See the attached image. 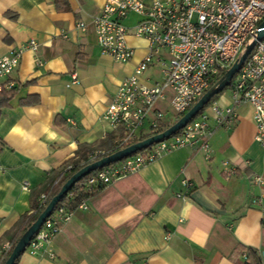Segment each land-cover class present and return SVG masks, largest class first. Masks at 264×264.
I'll return each instance as SVG.
<instances>
[{
  "label": "crops",
  "instance_id": "obj_1",
  "mask_svg": "<svg viewBox=\"0 0 264 264\" xmlns=\"http://www.w3.org/2000/svg\"><path fill=\"white\" fill-rule=\"evenodd\" d=\"M56 1L0 0V58L37 44L23 49L12 74L16 93L0 114V256L4 235L29 210L30 191L80 146L105 149L114 132L102 115L145 53V43L133 38L127 64L100 52L91 21L104 0ZM232 103L229 92L211 105ZM165 104L156 107L165 111ZM207 116V156L175 149L106 186L61 226L48 248L52 258L24 252L17 264H241L238 247L264 252V148L254 141L253 109L239 105L228 127L215 126L212 111Z\"/></svg>",
  "mask_w": 264,
  "mask_h": 264
},
{
  "label": "built area",
  "instance_id": "obj_2",
  "mask_svg": "<svg viewBox=\"0 0 264 264\" xmlns=\"http://www.w3.org/2000/svg\"><path fill=\"white\" fill-rule=\"evenodd\" d=\"M263 20L264 0H104L91 21L100 52L115 63L127 64L134 56L128 39L145 43L144 55L132 73L120 82L102 115L109 130L114 132L113 147L118 151L142 137L159 134L165 124L191 108L256 38ZM76 28L84 32L87 25L78 22ZM36 46V42L29 41L24 48L34 50ZM24 48L12 49L0 58V92L16 88L12 74L19 66ZM147 72L150 74L145 76ZM234 78L230 86L232 105L223 109L210 106L215 126L228 127L236 117V108L249 104L253 109L254 141L264 148V37L255 43ZM77 83L73 74L71 84ZM157 103H167L172 114L156 107ZM208 120L203 112L177 135L83 177L78 185L83 198L77 206L67 209L57 205L25 252L52 258L49 245L76 210H87L90 196L165 153L188 147L207 156L211 134ZM105 154L103 150L92 152L88 164ZM222 165L227 176L233 174L227 162ZM249 179L252 183L260 182L255 175ZM184 185L190 184L184 182ZM27 187L26 183L22 186L24 190ZM38 202L44 207L45 197L41 195ZM260 203V199L252 201L253 205Z\"/></svg>",
  "mask_w": 264,
  "mask_h": 264
},
{
  "label": "trees",
  "instance_id": "obj_3",
  "mask_svg": "<svg viewBox=\"0 0 264 264\" xmlns=\"http://www.w3.org/2000/svg\"><path fill=\"white\" fill-rule=\"evenodd\" d=\"M55 3L56 4L60 3L63 5L66 4L64 0H57ZM5 15L6 17H9V14H5ZM214 84L215 83H212L211 87ZM230 86H231V82L227 85V87L230 88ZM224 90L225 89H223L216 96H214L211 99V101L193 119L197 118L201 113H203L204 110L208 108L216 100V98L219 97L223 93ZM15 93H16V88L11 89V90H4L0 92V114L3 109L8 108L9 102L14 97ZM30 103H31L30 101H23L21 105H28ZM189 109L190 108H188L185 112L177 115L174 118L173 122L165 124L158 131V133H161L164 130H166L168 127H170L174 122H176L180 117H182ZM178 133H176L175 135H177ZM146 138L148 137H142L137 142L145 140ZM112 141H113V137L108 136V138H106L104 142L105 149H101V150L106 152L105 156L110 155L117 151V149L113 147ZM94 151L96 150L93 147L85 146V145L80 146L78 150L76 151L73 158L66 161L56 170L50 171L48 175L46 176V179L44 180L43 184L30 191L29 210L25 212L24 214H22L18 218L16 223L13 225V227L4 235V239L8 241V246L6 250L3 251L0 256V264H3L5 262L13 246L19 239V237L36 220L37 216L45 208L46 205L44 207L40 206L38 202L39 197L43 195L45 197V202L47 204L50 201V199L58 193L61 186L69 179V177L72 174L76 173L77 171H79L81 168H83L84 166L88 164L89 155ZM93 173L94 172H91L89 175ZM82 180L83 178H81L76 184H74L68 190V192L63 196V198L59 202L58 206L63 205L67 209H74L77 206L80 199L83 198V195L79 191V186H78ZM69 196L71 197L70 199H68ZM0 250H1V246H0ZM237 251L245 253V258L241 262V264H261V257L257 250L252 249V248L238 247ZM19 258L15 261L14 264H17Z\"/></svg>",
  "mask_w": 264,
  "mask_h": 264
},
{
  "label": "water",
  "instance_id": "obj_4",
  "mask_svg": "<svg viewBox=\"0 0 264 264\" xmlns=\"http://www.w3.org/2000/svg\"><path fill=\"white\" fill-rule=\"evenodd\" d=\"M264 37V20L260 23L258 30L256 32V38L245 48L244 52L240 55L238 60L232 64V66L223 74L218 81L209 88L195 104L176 122H174L170 127L159 134H155L132 144L126 148L120 149L110 155H107L95 162L87 164L81 168L76 173L72 174L69 179L61 186L58 193L53 196L50 201L46 204L43 211L37 216L36 220L25 230V232L19 237L15 245L13 246L8 258L3 264H14L15 261L20 257L24 252L26 246L34 236V234L39 230L44 220L50 215L54 208L59 204L63 196L68 192V190L76 184L81 178L90 174L91 172L101 169L112 163L121 161L124 158H127L139 151H142L154 143L160 142L163 139L169 138L174 135L182 128H184L210 101L216 96L219 92L227 87V85L234 78L237 71L240 69L241 65L250 54L254 45L257 41L261 40ZM261 261L264 263V252L260 254Z\"/></svg>",
  "mask_w": 264,
  "mask_h": 264
},
{
  "label": "rangeland",
  "instance_id": "obj_5",
  "mask_svg": "<svg viewBox=\"0 0 264 264\" xmlns=\"http://www.w3.org/2000/svg\"><path fill=\"white\" fill-rule=\"evenodd\" d=\"M131 19H133V17H131ZM149 74H150V73L147 72V73L145 74V76H148ZM219 78H220V77H218V79H219ZM234 79H235V78H234ZM234 79H233V80H234ZM229 92H230V88H229V87H226L222 94H229ZM163 109H165V111H168L169 114H172V112H171V110L169 109V107H168L167 104H165V105L163 106ZM204 112H206L207 114H210V113H211V109H210V107L206 108V109L204 110Z\"/></svg>",
  "mask_w": 264,
  "mask_h": 264
}]
</instances>
